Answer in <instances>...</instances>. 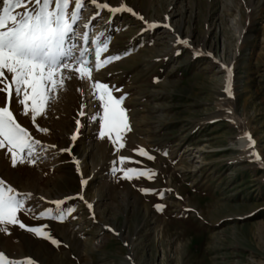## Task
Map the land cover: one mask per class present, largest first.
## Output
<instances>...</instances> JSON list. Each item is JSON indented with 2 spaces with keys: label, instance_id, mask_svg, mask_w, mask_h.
<instances>
[{
  "label": "rangeland",
  "instance_id": "obj_1",
  "mask_svg": "<svg viewBox=\"0 0 264 264\" xmlns=\"http://www.w3.org/2000/svg\"><path fill=\"white\" fill-rule=\"evenodd\" d=\"M98 2L125 4L136 13L103 10L91 19L97 9L85 0L74 25L78 35L89 36L87 45L76 42L93 50L92 64L97 39L108 43L102 58L121 57L92 78L124 97L131 129L125 147L117 152L99 138L102 126L89 118L98 109L88 84L64 69L71 78L36 121L49 131L17 116L47 151L38 146L26 158L34 164L16 167L0 154V178L31 194L20 221L47 225L44 231L59 244L8 225L7 233L0 231V252L35 264H264V0ZM67 148L71 154L61 151ZM121 156L140 163L121 165ZM121 167L156 175L129 180L113 173ZM66 197L74 199L63 208L74 211L63 222L35 218Z\"/></svg>",
  "mask_w": 264,
  "mask_h": 264
},
{
  "label": "snow or ice",
  "instance_id": "obj_2",
  "mask_svg": "<svg viewBox=\"0 0 264 264\" xmlns=\"http://www.w3.org/2000/svg\"><path fill=\"white\" fill-rule=\"evenodd\" d=\"M87 2L97 9L96 15L91 19H95L103 10H108L110 13L127 11L136 15L133 9L125 4L112 7L98 0H87ZM84 5L85 0H0V93L4 94L3 102L0 103V154L10 159L12 167L26 162L34 164V159L26 158L34 156L38 146L47 151L49 146H43L41 141L32 137L28 128L18 122L17 116L27 117L38 131L47 133L49 130L40 128L36 121L38 117L46 114L49 101L55 98L56 92L63 89L65 81L71 78L64 73V69L75 71L78 78L88 84L91 98L96 101L98 109L89 118L101 124L99 138H107L117 152L125 147L124 134L131 129L126 110L121 107L124 97H115L113 95L115 89L92 78L94 70L99 71L121 57L109 55L102 58L103 53L108 51V43L97 39L94 49L95 63L92 64L89 55L93 54V50L77 44V40L83 41L84 45L89 41L87 32L78 35L74 28V25L82 19ZM21 7L25 9L24 12L15 11ZM84 27L89 28L90 25L86 24ZM182 42L187 43V41ZM225 68L229 77L225 91L231 95V69L227 66ZM81 92L83 95L82 90ZM84 107L85 105L82 104L79 112L81 117L85 116ZM76 123L78 134L80 121L77 120ZM77 134L72 136L73 141L77 139ZM247 139L249 147H254L255 141L252 137L247 135ZM61 151L71 154V148ZM134 151L139 156L155 159L144 149H134ZM254 155L257 160L260 159L258 153ZM75 163L79 171V161L76 160ZM118 163L123 165L140 162L133 161L131 157L121 156ZM116 171L122 172L124 178L129 180L141 177L153 179L156 175L148 168H113L114 174ZM81 184L86 185L87 180L82 178ZM141 191L147 193L153 190L141 189ZM159 195L162 197L163 192ZM78 196L79 199H84L82 195L78 194ZM30 198V193H18L0 178V231L7 233L8 225H19L21 229L37 237L49 239L51 243L58 245L59 242L44 231L47 225L30 227L20 221L18 213L30 211L25 209V202ZM68 199L74 197L52 201L55 209H46L35 218L63 222L66 216L74 211L63 208ZM87 206L92 207L91 204ZM156 207L160 210L163 208L162 205ZM0 264H35V262L31 258L10 260L0 252Z\"/></svg>",
  "mask_w": 264,
  "mask_h": 264
},
{
  "label": "bare ground",
  "instance_id": "obj_3",
  "mask_svg": "<svg viewBox=\"0 0 264 264\" xmlns=\"http://www.w3.org/2000/svg\"><path fill=\"white\" fill-rule=\"evenodd\" d=\"M239 37V36H238ZM226 83H227V81H226Z\"/></svg>",
  "mask_w": 264,
  "mask_h": 264
}]
</instances>
